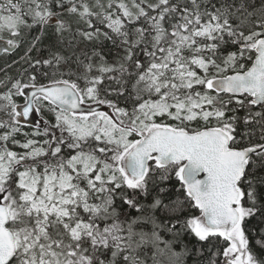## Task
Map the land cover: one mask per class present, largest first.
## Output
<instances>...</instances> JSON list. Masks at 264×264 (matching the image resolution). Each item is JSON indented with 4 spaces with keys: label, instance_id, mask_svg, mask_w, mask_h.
<instances>
[{
    "label": "snow or ice",
    "instance_id": "6c2138e0",
    "mask_svg": "<svg viewBox=\"0 0 264 264\" xmlns=\"http://www.w3.org/2000/svg\"><path fill=\"white\" fill-rule=\"evenodd\" d=\"M0 264H264V0H0Z\"/></svg>",
    "mask_w": 264,
    "mask_h": 264
}]
</instances>
